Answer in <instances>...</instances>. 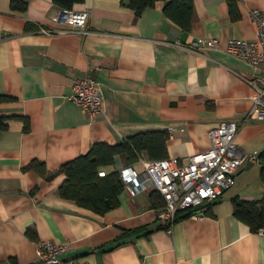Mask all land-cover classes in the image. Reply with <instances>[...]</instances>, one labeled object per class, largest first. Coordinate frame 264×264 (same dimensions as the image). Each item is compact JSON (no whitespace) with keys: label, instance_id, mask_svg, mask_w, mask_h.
Instances as JSON below:
<instances>
[{"label":"crops","instance_id":"1","mask_svg":"<svg viewBox=\"0 0 264 264\" xmlns=\"http://www.w3.org/2000/svg\"><path fill=\"white\" fill-rule=\"evenodd\" d=\"M22 1L25 10L0 0V114L8 124L0 134V264H40L44 240L65 244L62 258L91 264H264V229L253 231L235 213L236 203L264 198L258 162L240 166L235 186L207 214L179 220L172 233L160 226L162 205L151 192L125 189L117 207L99 214L61 196L67 176L58 172L95 143L153 130L169 131V157L187 164L228 120L241 124L243 151H264V117L249 115L251 80L264 72L226 50L232 38H256L250 13L264 0H193L190 31L165 14V1L137 15L123 0H83L74 8L90 11L89 32L55 25L53 0ZM211 38L214 48H189ZM86 75L103 90L105 113L96 118L70 98ZM34 160L55 177L27 169ZM128 165L118 155L110 170Z\"/></svg>","mask_w":264,"mask_h":264},{"label":"built area","instance_id":"2","mask_svg":"<svg viewBox=\"0 0 264 264\" xmlns=\"http://www.w3.org/2000/svg\"><path fill=\"white\" fill-rule=\"evenodd\" d=\"M255 22L256 38H232L227 52L248 61L255 70L264 72V9L254 8L250 13ZM90 11L87 9H59L54 15L55 25L83 27L88 30ZM53 24V25H54ZM44 33H56L55 26H40ZM218 40L211 38L194 41L189 48L199 51L204 48L216 47ZM183 46V44L179 43ZM256 94L253 97L251 117H264V77L251 80ZM72 101L82 107L91 118L105 113V102L102 86L94 77L86 75L74 80ZM241 124L236 120L222 121L209 132L212 146L190 157L187 164H181L177 158L146 159L140 156L138 163L128 165L120 170V176L125 189L132 196L141 191H158L165 201L164 208L158 214L160 224L170 233L177 223L178 212L188 207H198L192 216L205 215L210 204L218 200L226 191L236 184V173L240 166L247 162H258L256 153H246L236 142ZM107 171L101 170L100 176H106ZM66 251L65 244L52 241H41L38 262L40 264H91L79 258H62L60 254Z\"/></svg>","mask_w":264,"mask_h":264},{"label":"trees","instance_id":"3","mask_svg":"<svg viewBox=\"0 0 264 264\" xmlns=\"http://www.w3.org/2000/svg\"><path fill=\"white\" fill-rule=\"evenodd\" d=\"M60 9H75L74 6L83 0H53ZM158 1H165L164 12L175 21L184 31H190L194 17L195 5L193 0H123L125 5L133 8L137 15L154 6ZM16 8L25 10L26 2L13 0ZM232 10L234 5L231 4ZM3 96L0 94V101ZM5 117L0 114V134L7 129ZM170 133L167 130H153L141 132L131 136L126 141L109 144L106 142L95 143L86 154H83L62 165L59 173H64L67 178L60 187L63 198L76 201L81 206L92 209L99 214H105L117 207L120 203L119 196L125 190V184L120 176V170L111 171L118 155H125L130 163H134L140 156L149 159L168 158V141ZM261 165V177L264 182V151L258 154ZM27 169L34 170L47 179H52L55 174L49 173L45 162L32 161ZM106 170V176H100L101 170ZM153 201L159 200L162 209L165 206L163 196L158 191L152 193ZM198 207H188L178 212L177 222L188 218L198 211ZM237 217L251 225L253 231L264 229V198L262 202L241 201L236 203ZM163 227L162 225H160Z\"/></svg>","mask_w":264,"mask_h":264},{"label":"water","instance_id":"4","mask_svg":"<svg viewBox=\"0 0 264 264\" xmlns=\"http://www.w3.org/2000/svg\"><path fill=\"white\" fill-rule=\"evenodd\" d=\"M179 33H180V31H179L178 29H174V32H173L172 35H173V37L178 38V37H179ZM249 164L251 165V164H253V163H249ZM250 165H249V166H250Z\"/></svg>","mask_w":264,"mask_h":264}]
</instances>
